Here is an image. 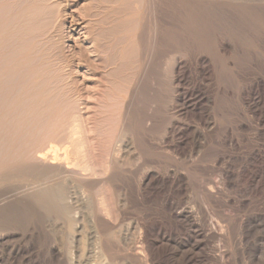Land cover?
Segmentation results:
<instances>
[{"label":"rangeland","instance_id":"1","mask_svg":"<svg viewBox=\"0 0 264 264\" xmlns=\"http://www.w3.org/2000/svg\"><path fill=\"white\" fill-rule=\"evenodd\" d=\"M88 1H78V10L85 18L84 25L91 23L95 34L88 37L81 31V54V46L70 32L72 10L65 6V1L0 0V70L22 66L23 71L28 70L24 75L34 77V84L29 77L25 78L28 92L24 104L10 106L12 110L7 114L0 109V168L11 161L13 153L20 154V147L29 137L35 140L47 127L51 128L46 129L48 132L54 127L63 132L60 131L63 139L58 141L59 148L69 146L72 152H84L86 157L89 155L86 160L91 156V161H87L96 164L99 172L109 165L106 178L99 176L91 190L86 187L87 200L80 205L86 233L95 235L93 264H136L141 258L144 264H158L145 242V224L171 231L178 243L193 237L189 224H177L169 217L168 203H175L179 209H192L198 226L210 232L206 245L191 252L200 258L199 264H264V0H139L132 3L138 12H131L133 7L128 9V13L134 12L132 18L127 8H121L124 5L120 7L121 0L119 4L116 0H93L94 5L92 0ZM111 2L115 5L111 6ZM97 5L106 11L97 10ZM85 6L92 7V16L83 15L81 10ZM116 7L125 11H119L125 17L121 18ZM115 10L119 13H114L116 18L112 16ZM136 13L140 14L135 21ZM104 15L110 19L106 20ZM128 17L136 23L129 22ZM120 18L126 24L118 27L119 31L116 28L122 24L117 22ZM100 20L107 24L102 26ZM135 25L139 30L135 31ZM128 30L137 33L131 36ZM121 37V43L124 42L117 47L131 44V50L137 52L131 58L130 47L124 49L131 59L126 56L125 64L129 61L134 65L127 64L131 73L124 68L129 75L123 71L118 80L122 82L128 77V83L123 80V89L117 92L109 72L116 70L113 68L118 56L111 45ZM95 39L104 48L102 55L89 48ZM130 39L134 40L133 46L131 41L127 44ZM105 50L109 54L115 52L108 56ZM61 54L74 61L79 70L74 72L75 76L62 66ZM110 57L112 61L116 59L114 63L110 64ZM86 61L93 63L92 67L96 65L93 71L87 68L89 65L84 66ZM109 94L120 97L112 101ZM72 122L76 126L74 142L65 140ZM25 129L29 131L28 138ZM195 131L201 133L202 141H197ZM77 144L84 151L80 146L78 150ZM14 145L20 147L15 151ZM113 148L118 149V154L111 160ZM23 162L16 163L20 165L18 172L12 171L0 180V264H72L73 231L70 234L68 218L62 211L66 203L52 193L75 194L83 185L39 168L38 172L34 162ZM25 163L28 168L32 164L36 173L30 172ZM100 165L103 167L99 168ZM151 175L156 180L146 188L145 179ZM39 181L49 185L42 184L43 189L36 188L40 191L31 193L29 198L7 197L8 193H20ZM47 192L53 196L46 197ZM101 193L111 210L110 219L116 223L115 229L106 234L93 222ZM170 245L167 250L171 251L174 244ZM14 246L23 247V252L13 257ZM52 246L58 257L49 252ZM189 250L183 248L180 253L184 255ZM181 254L176 264H186ZM159 264L171 263L165 259Z\"/></svg>","mask_w":264,"mask_h":264},{"label":"bare ground","instance_id":"2","mask_svg":"<svg viewBox=\"0 0 264 264\" xmlns=\"http://www.w3.org/2000/svg\"><path fill=\"white\" fill-rule=\"evenodd\" d=\"M63 1H65V6H67V8H69V10H72L71 11V13H70V32L72 33V35L75 37V41H76V44L80 47L81 46V41H82V35H83V33H81V31L82 32H84L85 31V34L86 35H88V37H92V35H94L95 33V31L93 32V31H91L92 29H90V24L91 23H89V25L87 24V25H84V23H83V20L85 19L83 16H82V12H80L79 10H78V1H80V0H63ZM103 1H105V0H103ZM103 1H101L100 2V4L101 3H103L104 4V2ZM108 1V0H107ZM117 2H118V4H119V0H116ZM139 0H121L120 1V7H121V5L123 6V7H121V8H123V9H126L127 8V13H128V9L130 10L133 6L132 5H134V4H132V3H134V2H138ZM145 1V0H144ZM150 1V0H149ZM262 1V0H261ZM62 2V1H61ZM85 2V1H84ZM88 2H91V0L90 1H88ZM95 2H98V1H96L95 0ZM95 2L92 0V2L91 3H93L92 5H94L95 4ZM106 2V1H105ZM115 2V1H114ZM114 2H111V4L112 3H114ZM117 2H115V3H117ZM146 2V1H145ZM145 2H143V3H145ZM151 2V1H150ZM64 3V2H63ZM87 3V2H86ZM90 3V4H91ZM99 3V2H98ZM109 3V2H108ZM115 3H114V5H115ZM142 3V2H141ZM143 3H142V5H143ZM88 4L89 3H87V7H88ZM97 4V3H96ZM99 4V5H100ZM106 4V3H105ZM146 4V3H145ZM144 4V5H145ZM148 4V3H147ZM8 5V4H7ZM113 4L111 5V6H114ZM117 5V4H116ZM136 5V4H135ZM96 6V5H95ZM98 6V5H97ZM108 6V5H107ZM86 6L85 7H83L82 9H84V10H81V11H84L85 13L83 14V15H87V13H89V12H92V10L90 9V7L89 8H87ZM103 7V6H102ZM108 7H110V6H108ZM209 7V6H208ZM66 8V9H67ZM81 8V7H80ZM92 8V7H91ZM100 7L98 6L96 9L97 10H100V9H103V8H100ZM111 8V7H110ZM115 7H113L111 10L113 11V9H114ZM117 9H118V7H116ZM121 8H119V9H121ZM136 8V7H135ZM134 7L131 9V12L134 10V11H136L137 9H135ZM105 9V8H104ZM103 9V10H104ZM116 9V10H117ZM117 10V12H119V11H122L123 9H121V10ZM95 10V9H94ZM97 10H95V11H97ZM116 10H115V12H113V14H112V16L113 15H115L114 13H116ZM101 11V10H100ZM106 11V9L104 10V12ZM125 13V11L123 10L122 11V13ZM136 12H138V10L136 11ZM99 13V12H98ZM120 13V15H121V12H119ZM119 13H116L117 15H119ZM126 13V14H127ZM134 13V12H133ZM133 13H128V15H130V17L131 16H133L132 14ZM90 14V13H89ZM94 14V13H93ZM100 14V13H99ZM106 14H107V12H106ZM138 14V15H137ZM139 14L140 13H136V18H135V21H136V19L137 18H139L138 16H139ZM62 15V14H61ZM91 16H92V14H90ZM89 15V16H90ZM96 15V14H95ZM98 15V14H97ZM102 14H100L99 16H101ZM125 15V14H124ZM124 15H121V18H123V17H125ZM65 16V15H64ZM89 16H87V17H89ZM90 16V17H91ZM108 16V15H107ZM106 16V17H107ZM68 17H69V15H68ZM89 17V18H90ZM98 17V16H97ZM104 17H105V15H104ZM106 17H105V19H106ZM113 17H115V16H113ZM113 17H111V18H113ZM130 17H128V19L130 18ZM134 17V16H133ZM116 18V17H115ZM117 18H118V16H117ZM120 18V20L118 19V23L120 22V21H122V19ZM127 18V17H126ZM132 18V17H131ZM103 20H105L104 18H102ZM108 19H110V18H108ZM108 19H106V20H108ZM125 19V18H124ZM134 19V18H133ZM132 19V20H133ZM91 20V19H90ZM103 20H100V22L102 21L103 22V25L102 26H104V24H105V21H103ZM114 20V19H113ZM130 20L131 19H129L128 21L130 22ZM131 20V21H132ZM110 22H111V20H109ZM125 21V20H124ZM138 21H140V20H138ZM137 21V22H138ZM81 22V23H80ZM99 22V23H100ZM102 22H101V24H102ZM109 22V23H110ZM127 22V21H126ZM93 23V22H92ZM98 23V22H97ZM117 23V24H118ZM121 23V22H120ZM132 23H136V22H134V20L132 21ZM95 24H96V22H95ZM106 24H107V22H106ZM105 24V25H106ZM111 24H112V22H111ZM126 23L124 22L123 23V21H122V24H118L119 26H117V28L116 29H119L118 27H123L124 25H125ZM128 24V23H127ZM92 25V24H91ZM94 25V24H93ZM99 25V24H98ZM110 25V24H109ZM109 25H107V26H109ZM112 25H114V24H112ZM1 26V25H0ZM101 26V25H100ZM99 26V27H100ZM106 26V27H107ZM130 26V25H129ZM131 26H133L132 24H131ZM130 26V27H131ZM137 26H138V23H137ZM139 26H140V24H139ZM149 26V25H148ZM81 29H80V28ZM91 27H93V26H91ZM96 27V26H95ZM115 27H116V25H115ZM125 27V26H124ZM128 27V26H127ZM126 27V28H127ZM98 28V27H97ZM97 28H95V29H97ZM101 28V27H100ZM108 28V27H107ZM129 28V27H128ZM236 28V27H235ZM80 29V30H79ZM102 29V28H101ZM101 29H99V32H100V30ZM112 29V28H111ZM110 28H109V30H111ZM115 29V28H114ZM124 29V28H123ZM122 29V30H123ZM129 29H131V28H129ZM136 29H137V27H136V25H135V31H136ZM121 30V28L119 29V31ZM125 30V29H124ZM137 30H139V29H137ZM97 31H98V29H97ZM103 31H104V29H103ZM106 31V30H105ZM134 31V30H133ZM92 32L94 33V34H92ZM113 32V31H112ZM128 32H129V30H128ZM132 32V31H131ZM103 33V32H102ZM107 33V32H106ZM111 33V32H110ZM114 33V32H113ZM117 33V32H116ZM119 33H121V32H119ZM118 33V34H119ZM126 33V32H125ZM134 33V32H133ZM133 33H130L129 32V34L132 36V34ZM135 33H137V32H135ZM134 33V34H135ZM105 34V33H104ZM128 34V33H127ZM111 35H112V33H111ZM124 35V34H123ZM126 35V34H125ZM129 35V36H130ZM69 36V35H68ZM72 36V37H73ZM85 36V35H84ZM106 36V35H105ZM108 36V35H107ZM106 36V37H107ZM110 36V35H109ZM113 36H114V34H113ZM117 36V35H116ZM120 36V35H119ZM136 36V35H135ZM95 37V36H94ZM124 37V36H123ZM123 37H121L120 39H118L117 38V44H115L114 43V45H111V48H116L115 50H116V52L118 53V54H116V55H118L117 56V60L116 59H114L113 61H115L116 60V63H114L111 59H113V58H111L110 57V64H111V61L114 63V66L116 67V68H113V63H112V68L115 70V71H113V69H112V71H113V73L111 74L110 72H109V74L110 75H112V78H110V79H112V84L114 85H112L113 87H114V89L113 90H118L119 92H121L122 90L121 89H123V88H121V84H124V82H123V80L125 81L127 78L125 77V79L123 78V80H122V82H119V80H118V78H120L121 76V74H122V72L124 71V70H126V69H124L125 67H127V71H129L128 70V68L130 69V67H128L130 64H131V62H127V64H129V65H127V64H125V60L126 59H129V60H131L130 59V57L131 58H133L132 56H134L133 54H136V52H134V50L132 51L131 50V44H130V46H128L127 45V47H130V50H129V48H128V51H132L133 53L132 54H130L131 56L130 57H128L127 56V52L128 51H125L124 52V49L126 50V48L127 47H122L121 45L123 44V42H124V40H123V42L121 43V39L123 38ZM133 37H134V35H133ZM139 37V36H138ZM137 37V38H138ZM97 38V37H96ZM114 38L115 37H113V40H114ZM55 39V38H54ZM102 39V38H101ZM84 40V39H83ZM85 40H86V38H85ZM88 40H89V38H88ZM115 40H116V38H115ZM67 41V40H66ZM102 41V43H103V39L101 40ZM101 41H99L100 43H101ZM127 41V40H126ZM132 42V41H134V40H132V39H130L128 42H127V44L129 43V42ZM112 42H115V41H112ZM119 43H121V45H119L118 47H117V45L119 44ZM90 44V43H89ZM104 44H106V43H104ZM109 44H111V43H109ZM133 44H134V42H132V46H133ZM91 45H92V47H89V48H93L92 49V51L91 52H93V53H95V54H97V55H102L101 53L104 51V48H102L101 47V45L98 43V40L97 39H95V41H93L92 43H91ZM106 46V45H105ZM113 46V47H112ZM84 47V46H83ZM135 47V46H134ZM134 47H132V49H134ZM74 48V47H73ZM75 48H77V47H75ZM81 48H82V46L80 47V50H81ZM105 48H107V50H109L110 51V49H108L109 47H105ZM123 48V49H122ZM136 50H137V48H135ZM79 50V51H80ZM107 50H105V52H107L108 53V51ZM112 50V49H111ZM114 50V49H113ZM84 51V50H83ZM85 52V51H84ZM104 52V53H105ZM113 52H115V51H111L110 52V54L112 55L113 54ZM59 53V52H58ZM83 52H82V50H81V54H82ZM92 53V54H93ZM85 54V53H84ZM91 54V55H92ZM106 54V53H105ZM109 53H108V56L110 55ZM126 54V55H125ZM147 54V53H146ZM62 55V54H61ZM90 55V54H89ZM90 55V56H91ZM94 55V54H93ZM115 55V56H116ZM129 55V54H128ZM62 56H64V57H62L61 58V60H62V66H64V67H66L68 70L67 71H69L70 73H72L73 75L74 74H77V73H74L75 71H77V72H79V70H76L75 69V64H73V62H71L70 61V59H68V58H65V56L66 55H62ZM83 56L84 55H82V57L81 58H83ZM94 56H96V55H94ZM107 56V55H106ZM105 56V57H106ZM126 56H127V58H126ZM136 56V55H135ZM59 58L61 57L60 55L58 56ZM85 57H87V56H85ZM97 57V56H96ZM105 57H103V58H105ZM57 58V57H56ZM59 58L57 59L58 61H61V60H59ZM70 58V57H69ZM91 58V57H90ZM95 58V57H94ZM108 58V57H107ZM106 58V59H107ZM124 58H126V59H124ZM136 58V57H135ZM134 58V59H135ZM97 59H99L98 57H97ZM105 59V60H106ZM83 61H84V59H82ZM87 60V59H86ZM92 60V59H91ZM103 60V59H102ZM104 60V61H105ZM122 60H124V63H123V61ZM88 61V60H87ZM84 62L83 64H84V66L85 65H89L87 68H89V70L90 71H93V68L96 66L95 64H94V66L92 67L91 66V64H93V63H88V62ZM94 61V60H93ZM99 61V60H98ZM103 61V62H104ZM108 60H106V62H107ZM89 62H91L90 60H89ZM95 63H97L96 61H94ZM103 62H101V64H103ZM105 62V63H106ZM109 62V61H108ZM132 62H134V61H132ZM104 63V64H105ZM58 64V63H57ZM79 64V63H78ZM98 64H100V63H98ZM97 64V65H98ZM131 65H134V64H131ZM24 66V65H23ZM26 66V65H25ZM81 66V65H80ZM6 67V66H5ZM27 67V66H26ZM83 67V66H82ZM107 67H111V66H108V64H107ZM106 67V65H105V68H107ZM7 68H8V70H7ZM7 68H6V70H0V109H1V112L2 113H9L11 110H12V108L10 107V106H15V107H18V106H20V105H22V104H24L26 101H27V92L28 91H26V80H27V78L29 77V75H24V72L26 71H28V70H26L25 69V71H23V68H22V66H21V68H19V67H17V66H15V67H11V68H9V66H7ZM29 68V67H28ZM66 68H63V69H66ZM97 68V67H96ZM100 68H102L101 67V65H100ZM99 68V69H100ZM131 68H133V67H131ZM135 68V67H134ZM111 70V69H110ZM134 70V69H133ZM132 70V71H133ZM96 71H98L97 69H96ZM100 71V70H99ZM130 71H131V69H130ZM128 72V73H131V72ZM135 71H138V70H135ZM66 72V71H65ZM94 72H95V70H94ZM101 72V71H100ZM107 72V71H106ZM139 72V71H138ZM125 73H127L126 71H124V74ZM126 74V76L127 75H129V74ZM137 73V72H136ZM32 74H33V72H32ZM72 74H68V75H70V77L72 76ZM80 74V73H79ZM138 74V73H137ZM82 75V74H81ZM85 75V74H84ZM96 75V74H95ZM123 75V74H122ZM133 75V74H132ZM39 75H37V77H38ZM75 76V75H74ZM120 76V77H119ZM40 77H41V75H40ZM108 77H109V75H108ZM132 77V76H131ZM25 78H26V80H25ZM30 78V77H29ZM129 78H130V76H129ZM42 79V78H41ZM30 80H31V83L32 84H34V77H31L30 78ZM43 80V79H42ZM71 80V79H70ZM73 80V79H72ZM133 80V79H132ZM33 81V82H32ZM41 81V80H40ZM130 81V80H129ZM30 82V81H29ZM126 82H127V80H126ZM134 82V81H133ZM121 83V84H120ZM128 83V82H127ZM5 84V85H4ZM39 84V83H38ZM71 84V83H70ZM74 84V83H73ZM72 84V85H73ZM134 83H130V86H132ZM40 85V84H39ZM136 85V84H135ZM32 86V85H31ZM41 86V85H40ZM68 87H67V90L69 89V82H68V85H67ZM71 86V85H70ZM119 86V87H118ZM127 86V85H126ZM129 86V87H130ZM43 87V86H42ZM122 87H124V85L122 86ZM64 88V87H63ZM73 88V87H72ZM71 88V89H72ZM76 89H77V87H75ZM118 88V89H117ZM59 89V88H58ZM62 89V88H61ZM121 91H120V90ZM66 90V89H65ZM66 90V91H67ZM58 91H60V90H58ZM65 91V92H66ZM72 91H73V89H72ZM71 91V92H72ZM117 91V92H118ZM35 92V91H34ZM62 92V91H61ZM64 92V93H65ZM68 93H71V92H69V91H67ZM77 92V91H76ZM112 92V91H111ZM110 92V93H111ZM117 92H115V94H117ZM73 93V92H72ZM71 93V94H72ZM112 93H114V91L112 92ZM130 93V92H129ZM61 94H63V93H61ZM80 94V93H79ZM120 94V93H119ZM63 95H65V94H63ZM75 95V94H74ZM110 95V94H109ZM112 95V94H111ZM111 95L108 97V98H115V97H118L119 95H117V96H112L111 97ZM66 96V95H65ZM81 97V96H80ZM84 97V95L82 94V99H84L83 98ZM120 97V96H119ZM111 99V100H112ZM117 99V98H116ZM116 99H113L112 101H116ZM119 99V98H118ZM134 99V98H133ZM111 101V102H112ZM131 101V100H130ZM87 102V101H86ZM43 103V102H42ZM47 103H49V102H47ZM131 103V102H130ZM101 104V103H100ZM121 104V103H120ZM86 105V104H85ZM114 105V104H113ZM132 105V104H131ZM57 107V106H56ZM128 107V106H127ZM84 108H85V106H84ZM87 109V108H86ZM129 109V108H128ZM51 110V109H50ZM56 111V110H55ZM53 113H54V111H53ZM52 113V114H53ZM57 113V112H56ZM73 113V112H72ZM103 114V113H102ZM48 115V114H47ZM47 115H45V116H47ZM63 115V114H62ZM60 116V115H59ZM91 116V115H90ZM102 116V115H101ZM39 117V116H38ZM50 117V116H49ZM63 117V116H62ZM87 117H89L88 115H87ZM92 117V116H91ZM48 118V117H47ZM51 118V117H50ZM64 118V117H63ZM72 118V117H71ZM80 118V117H79ZM46 119V118H45ZM66 119V118H65ZM74 119V118H73ZM89 119H92V118H89ZM88 119V120H89ZM94 119V118H93ZM102 119H104L103 117H102ZM53 120V119H52ZM51 120V121H52ZM86 120H87V118H86ZM87 120V121H88ZM95 120V119H94ZM93 120V121H94ZM97 120V119H96ZM100 120H101V118H100ZM65 121V120H64ZM84 121H85V119H84ZM60 122H62V120L60 121ZM89 122H91V120L89 121ZM63 123V122H62ZM86 123V122H85ZM85 123H84V125H85ZM88 123V122H87ZM48 124V123H47ZM63 124H65V123H63ZM92 124V123H91ZM122 124V123H121ZM88 125V124H87ZM87 125H85V126H87ZM53 126H55V124L53 125ZM59 125H57V127H58ZM61 126V125H60ZM59 126V127H60ZM78 126V125H77ZM89 126H91V125H89ZM29 127V126H28ZM59 127H58V129H59ZM64 127V126H63ZM76 126H75V123L74 122H72L71 124H70V127H67L68 129H69V132H68V134H67V137L65 138V140L66 139H68V140H70V142L71 141H73L74 142V140H73V138L74 137H76V132H75V128ZM53 128V127H52ZM61 128V127H60ZM27 129V128H26ZM24 130V132L26 131V136H27V138L29 137V131L28 130ZM29 129H30V127H29ZM46 129H48V127L46 128ZM45 129V132L42 134V135H40V136H38V138H37V135H36V139H35V137H34V139L35 140H31L30 139V137H29V140L23 145V147H20V146H18V145H14V147H13V150H15L16 148H18V147H20V154H19V151L17 152L16 150V153H13V155H12V157H11V161L10 162H7V164L6 165H4V166H2L1 168H0V180H2L1 179V177H5L7 174H10V172L12 173V171H17L18 169H20V165L19 166H17V164L16 163H19L21 160H23V161H28V163H35V166L34 167H36L37 168V170H38V168L40 169V170H43L44 171V173H46V172H49V173H53V174H55V175H57V176H59L60 178L61 177H63V178H65V179H68L69 180V178H71L72 180L73 179H75V180H77V181H79L80 183H82V187H79L80 188V190L78 191V192H76L75 194H73L72 192H66L65 194H63V192H62V194H61V192H57V191H55V192H53L52 194L54 195V196H57L56 197V199H58V197L60 198H63L62 200H64L65 201V203H66V205L62 208V211L64 212V214H65V216L68 218V221H66V224H68L67 226H68V229L71 231H69L70 232V234L72 233V231H73V233H72V236L74 237L73 239L74 240H72L73 241V250H71V251H73V252H71L72 253V261L74 262V263H72V264H91V259H93L91 256L93 255V257H95L94 256V252H95V250H96V246H95V244H93L94 242H92V240H95V235L94 236H92V234H88L87 235V233H86V231H87V229H85V224H83V221H84V218H82V216H84V214L83 215H81V211L83 210H80V205L81 204H83V203H85L86 202V195H85V193H86V191L88 192V189L86 188V187H88L89 189L92 187V186H95L96 185V181L95 180H97V179H99V176H100V178H101V176H104L105 178L108 176V174H109V165L108 166H106V167H103L102 165H100L99 166V168L102 166L103 168H102V170H101V172H99V171H97L98 170V168H96L95 169V166H97L95 163V166L93 165V164H91L89 161H87V160H90L91 161V159H90V157H89V159H87L86 160V158L89 156L88 154H86V155H88L87 157L85 156V154H83L82 152H80L81 154H83V155H81L78 151H76V149L75 150H73V152L71 151V149H70V147L69 146H64V147H61V148H59L60 147V145H58V143L59 142H61V140L63 139V136L61 137V133H63L60 129H59V131L57 130V129H55V127L52 129V130H50V132H48V130L49 129H51L50 127H49V129L48 130H46ZM62 129V128H61ZM54 130H57V131H54ZM63 130V129H62ZM52 131V132H51ZM60 131H61V133H60ZM91 131V130H90ZM33 132V131H32ZM27 133H28V135H27ZM78 134V133H77ZM83 134V133H82ZM32 135H34V133L33 134H31L30 136H32ZM43 135H45V136H43ZM26 136H25V138H26ZM78 136H80L79 134H78ZM84 136V135H83ZM62 139H61V138ZM81 137V136H80ZM195 137L197 138V141H202L203 140V138H202V135H201V133H199L198 131H195ZM46 139H49V140H47L48 142H46ZM72 139V140H71ZM80 139V138H79ZM60 140V141H59ZM84 140V139H83ZM82 140V141H83ZM25 141H26V139H25ZM59 141V142H58ZM81 141V140H80ZM70 142H67V143H70ZM78 142V141H77ZM84 142V141H83ZM18 143V142H17ZM47 145H46V144ZM80 143V142H79ZM72 145H73V143H71ZM22 145V144H21ZM72 145H70L71 147H73ZM78 145V150H80V147L83 145H81V143H80V145L79 144H77ZM86 145V144H85ZM59 146V147H58ZM80 146V147H79ZM84 146V145H83ZM85 147V146H84ZM74 148H76V146H75V143H74ZM116 148H118V147H116ZM81 149H83L82 151H84V148H82L81 147ZM85 149L87 150V148L85 147ZM89 149V148H88ZM12 150V149H11ZM118 149H114L113 148V151H111L112 152V154H111V156H109L110 157V159L111 160H114L115 158H117V154H118V151H117ZM89 152V151H88ZM85 153H87V151L85 152ZM80 157H79V156ZM119 156V155H118ZM0 158H2V157H0ZM7 158V157H6ZM5 159V158H4ZM9 159V158H8ZM21 159V160H20ZM20 160V161H19ZM107 160H108V158H107ZM0 161H2L1 159H0ZM22 161V162H23ZM31 161V162H30ZM22 162H20L19 164H21ZM111 161H109V164L111 165V163H110ZM115 162V161H114ZM24 163V162H23ZM28 163H27V165H26V163H25V166L27 167V166H29L28 165ZM33 163V164H34ZM93 163V162H92ZM106 163H108V161L106 162ZM113 163V162H112ZM31 166H30V168H28L29 169V171L31 172L32 171V169H36V168H34L33 166H32V164H30ZM24 168V165H23V167L22 168H24L25 170H27L28 171V169L27 168ZM33 167V168H32ZM110 168H111V166H110ZM40 170H38V172L40 171ZM100 170V169H99ZM115 170V169H114ZM35 171V170H34ZM18 172V171H17ZM20 172V171H19ZM33 172V171H32ZM113 171H111V173H112ZM33 173H36V172H33ZM12 175V174H11ZM10 175V176H11ZM39 175H41V177H42V175H43V172L41 173V174H39ZM115 175V174H114ZM13 176V175H12ZM8 177V176H7ZM33 177V176H32ZM6 178V177H5ZM8 178H10V177H8ZM63 178H61V179H63ZM156 177L154 176V175H151V176H149V177H146V179H145V186H146V188H147V186L149 187V186H152V182H153V180L155 179ZM47 179V178H46ZM46 179H42V181H44L45 180V182H49L48 180H46ZM53 179V178H52ZM51 179V180H52ZM54 179H56V178H54ZM53 179V180H54ZM58 179V178H57ZM70 179V180H71ZM64 180V179H63ZM67 180V181H68ZM102 180H103V178H102ZM156 180V179H155ZM154 180V181H155ZM32 181V180H31ZM30 181V182H31ZM42 181H39V182H34V183H32V184H30V185H27L24 189H25V191H23L22 190V192L20 191V193H8V196L7 197H9V196H12V197H22L23 199H25V198H29L30 196H31V193H36V191L38 192V191H40L39 189H40V187L42 186V184H44ZM58 181V180H57ZM66 181V180H65ZM66 181V182H67ZM99 181V180H98ZM142 181H144V180H142ZM25 182V181H24ZM29 182V183H30ZM62 182H64V181H62ZM65 182V183H66ZM114 182V181H113ZM116 182V181H115ZM26 183V182H25ZM50 183V182H49ZM54 183H57V182H54ZM68 183V182H67ZM53 184V183H52ZM44 185H47V184H44ZM49 185V184H48ZM47 185V186H48ZM79 185V184H78ZM47 186H44V187H47ZM60 186V185H59ZM16 187V186H15ZM39 187V189H36V188H38ZM17 188H19V187H17ZM42 188V187H41ZM95 188V187H94ZM97 188V187H96ZM7 189V188H6ZM9 189H10V187H9ZM11 189H12V187H11ZM43 189V188H42ZM51 189V188H50ZM62 189V188H61ZM87 189V190H86ZM54 190H55V188H54ZM56 190H58V189H56ZM67 190V189H66ZM65 190V191H66ZM91 190V189H90ZM89 190V191H90ZM120 190V189H119ZM7 191H8V189H7ZM12 191V190H11ZM9 192V191H8ZM13 192H17V189L15 190L14 189V191ZM5 194V193H4ZM7 194V193H6ZM39 194V193H38ZM37 194V195H38ZM50 193H45L44 195L46 196V197H49L50 195H49ZM42 195V194H41ZM49 195V196H48ZM53 195H51V196H53ZM101 195H102V193L100 194V198H101ZM212 195V194H211ZM50 196V197H51ZM115 196V195H114ZM209 196H210V194H209ZM45 197V198H46ZM2 198V197H1ZM55 198V197H54ZM19 199V198H18ZM32 199H33V197H32ZM105 198H104V196L102 195V198H101V200L99 201V200H97V201H99L98 203H97V207H99L98 208V212L95 214V216L93 217V222H94V224H96L100 229H101V231H102V233H107V232H109V231H111V230H113V229H115L114 228V226H115V224H113L112 223V220L110 219V211H109V208H108V204H107V202L104 200ZM11 200H14V198L13 199H11ZM59 200V199H58ZM56 201V200H55ZM3 202V201H2ZM21 202V201H20ZM24 202V201H23ZM26 202V201H25ZM56 202H58V201H56ZM61 203L63 202V201H60ZM1 203V202H0ZM4 203V202H3ZM15 203V202H14ZM21 204V203H20ZM19 204V205H20ZM96 204V203H95ZM1 205V204H0ZM7 205V204H6ZM14 205V204H13ZM16 205L18 206V204L16 203ZM56 205V204H55ZM77 205H79V206H77ZM4 206V205H3ZM8 206V205H7ZM52 206V205H51ZM89 206V205H88ZM111 206V205H110ZM115 206V205H114ZM180 206V205H179ZM92 207V206H91ZM96 207V206H95ZM112 207V206H111ZM58 208H61V207H58ZM81 208H82V206H81ZM111 209V208H110ZM115 209H117V206H116V208ZM120 209V208H119ZM118 209V210H119ZM167 209H168V211H169V213H170V216L169 217H171V219L174 221V222H176L177 224L179 223H187V224H189L190 225V227H191V229L193 230V237H190V238H187V240H183V241H181L180 243H178V242H176L175 241V234L174 233H172L171 231L169 232V231H167L166 229H164V228H162V227H154V228H152V227H150V226H148V225H144V227H143V231H144V236H145V242H147V244H148V248H149V250H150V253H151V256H152V258L153 259H155L156 261H159V263H162L163 262V260H165V259H167V260H169V262L171 263V264H176V262H177V257L181 254L180 253V251L183 249V248H187V247H189L190 248V250L188 251V252H186V253H184V255L183 254H181V255H183V257H182V259H183V261L186 263V264H199V260H200V258L198 257V256H196V255H194V254H192L191 252L192 251H194V250H196L197 248H202L203 247V245L205 244V242L210 238V232L209 231H206L205 229H203V228H200L199 226H198V224H197V219H196V217H195V215H194V213L191 211V210H189V209H179L178 208V205H176L175 203L173 204V203H168V206H167ZM46 210V209H45ZM57 211V210H56ZM61 211V212H62ZM84 211V210H83ZM115 211V210H114ZM121 211V210H120ZM119 211V212H120ZM123 211V210H122ZM121 211V212H122ZM118 212V211H117ZM129 212V211H128ZM18 213V212H17ZM92 214V213H91ZM4 215H5V213H4ZM114 215V214H113ZM120 215V214H119ZM93 216V215H92ZM19 218V217H18ZM63 218V217H62ZM112 219H113V217H112ZM119 219V218H118ZM90 221H92V220H90ZM65 222V221H64ZM116 222H118V220L116 221ZM121 222V221H120ZM92 223V222H91ZM119 223V222H118ZM93 224V223H92ZM123 224V223H122ZM119 225V224H118ZM117 225V226H118ZM140 225V224H139ZM87 228V227H86ZM66 232H68V230L66 231ZM94 232V231H93ZM98 232V231H97ZM90 233H92V231L90 232ZM105 233V234H106ZM68 234V233H67ZM69 234V235H70ZM113 234H115V233H113ZM142 234V233H141ZM180 234V233H179ZM88 236V237H87ZM177 236H178V234H177ZM70 238V237H69ZM72 238V237H71ZM94 238V239H93ZM97 238H98V236H97ZM100 238V237H99ZM181 238V237H180ZM68 239V238H67ZM178 239V238H177ZM174 240V241H173ZM140 241V240H139ZM144 241V240H143ZM101 242H102V240H101ZM104 242V241H103ZM106 242V241H105ZM110 242V241H109ZM144 243V242H143ZM53 244H55V243H53ZM106 244H107V242H106ZM109 244V243H108ZM146 244V243H145ZM170 244H174V248L170 251V250H167V248H168V245L170 246V247H172ZM178 244V245H177ZM56 245V244H55ZM103 245V244H102ZM206 245V244H205ZM208 245V244H207ZM106 246H108V245H106ZM143 246V245H142ZM146 247V246H145ZM23 248V247H22ZM21 247H17V246H14V247H12V253H11V255L14 257V256H17V255H20V253H22L23 251V249H22ZM102 248V247H101ZM107 248V247H106ZM50 249V248H49ZM97 249H100V248H97ZM125 249V248H124ZM140 249V248H139ZM108 250H106V252H107ZM140 251V250H139ZM49 252H51V254H52V256L55 258V257H58V251L56 250V248L54 247V246H52L51 247V249H50V251ZM99 252V251H98ZM109 252V251H108ZM171 252V253H170ZM97 253V252H96ZM139 253V252H138ZM137 253V254H138ZM101 254V253H100ZM136 254V253H135ZM23 255V254H22ZM102 255V254H101ZM108 255V254H107ZM96 256H99V254H97ZM203 256V255H202ZM4 257V256H3ZM109 257V256H108ZM112 257V256H111ZM201 257V256H200ZM136 258V257H135ZM137 258H138V256H137ZM145 258V257H144ZM204 258V257H203ZM98 259V258H97ZM111 259V258H110ZM201 259H202V257H201ZM147 261V260H146ZM218 261V260H217ZM216 261V262H217ZM144 262L145 261H143L142 260V258H141V260H138L137 261V263L136 264H144ZM215 262V261H214ZM158 263V264H159ZM201 263H202V261H201ZM62 264V263H61ZM92 264H93V261H92ZM98 264V263H97Z\"/></svg>","mask_w":264,"mask_h":264}]
</instances>
